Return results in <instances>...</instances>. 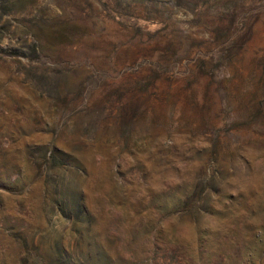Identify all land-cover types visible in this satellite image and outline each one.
I'll use <instances>...</instances> for the list:
<instances>
[{
    "label": "rangeland",
    "instance_id": "obj_1",
    "mask_svg": "<svg viewBox=\"0 0 264 264\" xmlns=\"http://www.w3.org/2000/svg\"><path fill=\"white\" fill-rule=\"evenodd\" d=\"M98 245L264 264V0H0V264Z\"/></svg>",
    "mask_w": 264,
    "mask_h": 264
},
{
    "label": "trees",
    "instance_id": "obj_2",
    "mask_svg": "<svg viewBox=\"0 0 264 264\" xmlns=\"http://www.w3.org/2000/svg\"><path fill=\"white\" fill-rule=\"evenodd\" d=\"M81 203V200L78 201ZM82 214H85L87 216L88 213L84 211V209L79 208ZM157 226V222L154 219H150L146 222H144L141 232L139 233V236L131 240V243L135 245L138 241H141L143 239L148 240L149 242H154L158 239L159 232L155 230L154 233H152V230L155 229ZM167 242L177 244V236L174 234H168L166 235ZM260 242H262V239H259ZM194 256V260H198L200 257V254H192ZM119 258L116 256L115 253L111 252L109 249L104 247L103 245H98L97 248L94 251H90L87 255V261L90 264H119ZM144 264V263H141Z\"/></svg>",
    "mask_w": 264,
    "mask_h": 264
}]
</instances>
